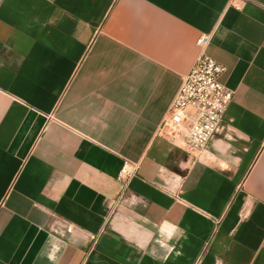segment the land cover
<instances>
[{
	"label": "crops",
	"instance_id": "obj_1",
	"mask_svg": "<svg viewBox=\"0 0 264 264\" xmlns=\"http://www.w3.org/2000/svg\"><path fill=\"white\" fill-rule=\"evenodd\" d=\"M202 50L204 160L159 133ZM0 264H264V0H0Z\"/></svg>",
	"mask_w": 264,
	"mask_h": 264
},
{
	"label": "built area",
	"instance_id": "obj_2",
	"mask_svg": "<svg viewBox=\"0 0 264 264\" xmlns=\"http://www.w3.org/2000/svg\"><path fill=\"white\" fill-rule=\"evenodd\" d=\"M245 2L246 0H229V6L241 8ZM209 41L210 35L203 34L198 38L197 44L204 49ZM225 70V65L202 50L190 71L184 76L159 126V133H164L171 140L180 137L184 149L197 159L204 160L209 157L210 141L218 131L233 99L234 91L221 81ZM138 168L139 163L125 161L117 177L122 188L111 202V212L123 199ZM73 228V225L66 227L68 232H72ZM93 239H96L95 235Z\"/></svg>",
	"mask_w": 264,
	"mask_h": 264
},
{
	"label": "clouds",
	"instance_id": "obj_3",
	"mask_svg": "<svg viewBox=\"0 0 264 264\" xmlns=\"http://www.w3.org/2000/svg\"><path fill=\"white\" fill-rule=\"evenodd\" d=\"M178 231H179L180 234H183V230H178ZM174 234L175 233H169L166 236V239H171ZM177 238H179V237H177ZM56 251H58V248L55 245H53V251L50 252L49 255H48L49 260L54 261V262L57 260Z\"/></svg>",
	"mask_w": 264,
	"mask_h": 264
}]
</instances>
